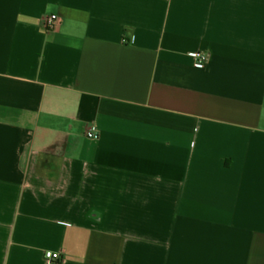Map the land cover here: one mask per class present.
<instances>
[{"label":"crops","instance_id":"crops-1","mask_svg":"<svg viewBox=\"0 0 264 264\" xmlns=\"http://www.w3.org/2000/svg\"><path fill=\"white\" fill-rule=\"evenodd\" d=\"M46 252L264 264V0H0V264Z\"/></svg>","mask_w":264,"mask_h":264},{"label":"built area","instance_id":"built-area-1","mask_svg":"<svg viewBox=\"0 0 264 264\" xmlns=\"http://www.w3.org/2000/svg\"><path fill=\"white\" fill-rule=\"evenodd\" d=\"M62 25V18L56 14L49 15L44 20V27L47 31L52 32L58 30ZM191 56L195 59V67L202 69L208 59V56L201 52H193ZM88 138L98 139L99 135L93 130L87 133ZM48 264H58L62 259V254L60 252H46L45 254Z\"/></svg>","mask_w":264,"mask_h":264}]
</instances>
